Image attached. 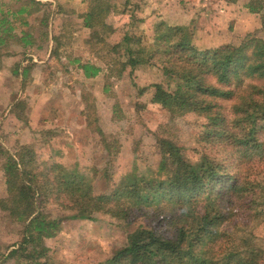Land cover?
Returning <instances> with one entry per match:
<instances>
[{
  "label": "trees",
  "instance_id": "1",
  "mask_svg": "<svg viewBox=\"0 0 264 264\" xmlns=\"http://www.w3.org/2000/svg\"><path fill=\"white\" fill-rule=\"evenodd\" d=\"M84 2L88 8L80 16L93 38L126 56L120 61L119 76L128 67L133 75L139 65L159 69L163 78L141 87L140 93L147 92L171 119L182 117L198 124L209 147L187 148L160 136L162 157L151 175L133 167L118 182L112 180L109 191L99 194L92 180L78 170L59 163L34 167L30 148L18 156L8 154L4 162L8 196L0 198V209L23 223V232L3 257L23 258L27 264H62L49 255L45 240L56 236L65 218L95 220L97 213H105L128 226L144 216L148 223L129 232L127 243L97 264H264V239L255 229L264 222V37L251 34L241 43L201 47L185 27L163 21L156 26L154 44L146 46L142 45L145 35L136 31L138 4L131 2L129 12L122 10L124 27L117 29L107 21L117 11L110 0ZM129 3L125 1L126 6ZM48 4L52 2L0 0V61L11 55L2 53L9 41L24 48L15 75L28 74L35 64L23 65L29 48L42 46L40 42L49 36L43 31V38L36 37L34 27L17 31L16 24L30 25L28 17ZM54 4L59 16L64 6L59 0ZM247 7L259 13L264 0H250ZM41 24L47 28L45 18ZM100 28L109 36H119L110 42L108 36L100 37ZM57 49L53 47L50 55ZM79 65L87 78L103 70L90 61ZM228 101L231 110L225 105ZM95 122L89 115L88 127ZM96 131L104 134L100 128ZM4 153L0 143V154ZM52 194L70 212L67 217L46 213L44 204ZM242 229L247 234L241 237L237 231Z\"/></svg>",
  "mask_w": 264,
  "mask_h": 264
},
{
  "label": "rangeland",
  "instance_id": "2",
  "mask_svg": "<svg viewBox=\"0 0 264 264\" xmlns=\"http://www.w3.org/2000/svg\"><path fill=\"white\" fill-rule=\"evenodd\" d=\"M14 1L2 0L9 4ZM40 1L52 4L29 16L30 25L16 24L17 31L34 27L32 31L36 37L43 31L49 33L40 42L42 46L37 44L29 48L30 60L27 58L23 62V65L35 64L26 76L13 74L24 51L14 41H9L2 52L10 51L11 55L3 56L0 61V143L5 152L0 154V198L8 196L4 171L8 154L18 156L27 148L35 155L34 167L45 169L59 163L65 169L78 170L92 180L94 192L99 194L102 190L109 191L111 181L116 179L118 182L133 167H137L142 175H151L162 157L158 148L160 136L187 148L209 147L202 141L198 124L182 117L171 119L168 111L150 101L147 92L140 93L141 87L163 78L159 69L139 65L133 75L129 74L128 67V71L119 76L120 61L126 56L123 51L120 56L108 45L97 42L98 38H93L92 29L84 26L80 16L88 8L84 0H59L64 6V12L59 16L54 0ZM110 1L117 11L111 13L107 21L117 29L124 27L126 16L122 10L126 8L125 11L129 12L131 2L138 4L140 21L136 31L145 35L142 45L146 46L154 44L156 26L163 21L167 25L185 27L201 47L207 46L211 36H222L218 45L241 43L251 34L264 37V9L252 17H247L246 10L239 13L241 5H247L250 0H239L238 5L237 0H211L209 8L198 5L196 0H130L127 6L126 0ZM230 6L232 8L228 11L233 15L225 22L222 14ZM214 15L223 16L222 26L209 23V17ZM202 17H207V22L205 18L201 20ZM44 18L47 28L41 24ZM234 18L239 19L238 28H235L237 24L234 26ZM233 28L235 32L231 33ZM99 31L100 37L108 36L106 40L110 42L119 36L117 33L109 36L101 28ZM55 37L59 39L58 43ZM55 46L58 52L50 55ZM133 46L138 47L137 44ZM88 61L103 68L98 76L87 78L84 75L79 64ZM225 105L232 109V101L225 102ZM89 115L96 119L92 128L87 123ZM99 128L103 135L96 131ZM222 150L224 154V149L219 147V153ZM255 169L259 171L256 166ZM261 171L264 175V170ZM54 198L52 194L44 204L46 213L51 217H67L70 212L63 210ZM96 218L62 220L56 236L45 240L54 261L62 264L105 263L127 243L129 232L148 223L145 216L129 226L105 213H97ZM255 229L264 239V222ZM22 232L23 223L11 220L0 209V264H27L23 258L5 259L2 255L21 240ZM246 234L243 229L237 231L238 236Z\"/></svg>",
  "mask_w": 264,
  "mask_h": 264
},
{
  "label": "crops",
  "instance_id": "3",
  "mask_svg": "<svg viewBox=\"0 0 264 264\" xmlns=\"http://www.w3.org/2000/svg\"><path fill=\"white\" fill-rule=\"evenodd\" d=\"M197 1V3H198V5H203L204 7H208L209 8V3H210V1L211 0H196ZM236 1V0H235ZM239 0H237V2H235L237 5H238V2ZM228 2V1H227ZM229 3V2H228ZM236 4H234V2H233V5H235V6H237ZM240 4V3H239ZM241 9L239 10V13L240 12H242L243 10H246L248 13H249V16L247 15V17H252V15L254 16L255 14L254 13H251L250 11H249V9H248V7H247V5H246V3L245 4H242L241 5ZM230 8H232V6H230V7H226V10H227V12L226 13H224V14H222L223 16L225 15V22L228 20H230V18L229 17H231L232 15H233V13L231 14V11H228ZM220 16V15H219ZM223 16L221 17V18H219L218 16H216V15H214L213 17H209V19L210 20H208L209 21V23L211 24V25H216L217 27H218V25H220V26H222V23H224V21H223ZM236 17L235 18H237V15H235ZM205 17H202L201 18V20H203ZM234 18V19H235ZM205 21L207 22V17L205 18ZM239 22V19H235V24H234V26H236V24ZM248 24V23H247ZM251 24L252 23H250V26H251ZM232 25V24H231ZM230 26V24L228 23V27ZM235 28H238V24H237V26L235 27ZM232 31V30H231ZM235 32V29L233 28V31L231 32V33H234ZM231 36L232 37H234L232 34H231ZM222 36H220V37H214V36H211L210 38H208V42H207V46H212V45H218L220 42H222ZM215 43V44H214Z\"/></svg>",
  "mask_w": 264,
  "mask_h": 264
}]
</instances>
